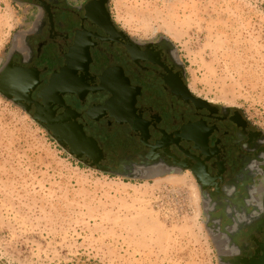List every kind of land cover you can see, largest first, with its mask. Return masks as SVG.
Segmentation results:
<instances>
[{
	"label": "rangeland",
	"instance_id": "rangeland-1",
	"mask_svg": "<svg viewBox=\"0 0 264 264\" xmlns=\"http://www.w3.org/2000/svg\"><path fill=\"white\" fill-rule=\"evenodd\" d=\"M111 12L131 38L171 44L195 96L264 132V0H111ZM22 18L0 0V73ZM141 178L82 165L0 94V264H219L193 175Z\"/></svg>",
	"mask_w": 264,
	"mask_h": 264
},
{
	"label": "flooded vegetation",
	"instance_id": "flooded-vegetation-1",
	"mask_svg": "<svg viewBox=\"0 0 264 264\" xmlns=\"http://www.w3.org/2000/svg\"><path fill=\"white\" fill-rule=\"evenodd\" d=\"M11 2L23 18L0 75L11 65L26 88L16 104L69 154L63 129L80 128L82 165L121 177L190 172L219 264H264V132L195 96L177 50L127 35L111 0Z\"/></svg>",
	"mask_w": 264,
	"mask_h": 264
},
{
	"label": "water",
	"instance_id": "water-1",
	"mask_svg": "<svg viewBox=\"0 0 264 264\" xmlns=\"http://www.w3.org/2000/svg\"><path fill=\"white\" fill-rule=\"evenodd\" d=\"M13 74H14V72H13L12 67L10 65L0 75V94L9 100H12L11 95L7 91V89H8L7 87H9L12 90L11 92L17 96L16 99H13V103L16 104L17 100H21V101L29 100L28 97H26V95L25 96L23 95V92L26 91V88L21 83H19L18 81H15L12 79ZM20 106L27 113H29V109L26 106H23V105H20ZM34 120L37 121L38 120L37 117H34ZM63 140H65L71 147L70 155L75 157L76 155L79 156L77 150L82 148V144L84 141H87V138L85 137V134L83 133V131L80 128H78L77 126H74V127L63 129ZM89 141L94 145V142L92 140H89ZM99 171H101L103 173H111V172L107 171L105 168H102L101 170L99 169ZM130 178L144 179V178L137 177V176H133Z\"/></svg>",
	"mask_w": 264,
	"mask_h": 264
}]
</instances>
